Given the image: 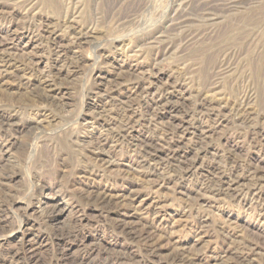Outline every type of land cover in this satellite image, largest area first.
I'll return each mask as SVG.
<instances>
[{"label":"rangeland","instance_id":"1","mask_svg":"<svg viewBox=\"0 0 264 264\" xmlns=\"http://www.w3.org/2000/svg\"><path fill=\"white\" fill-rule=\"evenodd\" d=\"M0 264H264V0H0Z\"/></svg>","mask_w":264,"mask_h":264},{"label":"bare ground","instance_id":"2","mask_svg":"<svg viewBox=\"0 0 264 264\" xmlns=\"http://www.w3.org/2000/svg\"><path fill=\"white\" fill-rule=\"evenodd\" d=\"M153 155V154H152Z\"/></svg>","mask_w":264,"mask_h":264}]
</instances>
